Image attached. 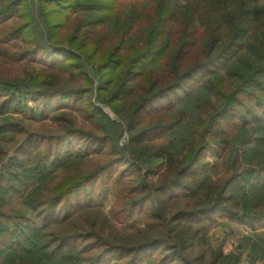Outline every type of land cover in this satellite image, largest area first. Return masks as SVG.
Masks as SVG:
<instances>
[{"label": "trees", "instance_id": "obj_1", "mask_svg": "<svg viewBox=\"0 0 264 264\" xmlns=\"http://www.w3.org/2000/svg\"><path fill=\"white\" fill-rule=\"evenodd\" d=\"M30 1L0 0V136L24 131L15 117L41 120L78 97L103 133L24 131L14 151L0 149V200L32 181L26 201L33 200L58 169L74 168L46 198L34 199L38 225L13 228L14 247L5 251L16 264H70L79 234L52 233L50 226L72 207L99 205L108 191L128 196L119 210L125 215L144 206L152 235L96 246L84 264H203L189 256L202 228L191 221L214 214L247 225L264 219V0H33V7ZM16 13L20 18L7 24ZM66 55L73 62L48 60ZM13 64L15 75L7 72ZM65 68L80 77L77 85L67 87L71 82L49 72ZM92 89L97 104L83 98ZM191 104L197 110L185 122ZM124 132L127 143L120 145ZM71 138L80 142L75 152L63 145ZM104 143L107 151H99ZM31 151L32 158L25 156ZM92 153H102V161L76 171ZM120 162L132 167L131 185L117 176L110 188L102 186ZM237 261L229 254L218 264Z\"/></svg>", "mask_w": 264, "mask_h": 264}, {"label": "rangeland", "instance_id": "obj_2", "mask_svg": "<svg viewBox=\"0 0 264 264\" xmlns=\"http://www.w3.org/2000/svg\"><path fill=\"white\" fill-rule=\"evenodd\" d=\"M31 1L30 4L33 7V2ZM186 1L187 0H179V4L185 5ZM19 18L20 15L16 13L12 17L8 18L7 24H13ZM36 27L40 36H42L44 32L43 24L38 18H36ZM66 56L67 57L55 56L48 60H54L56 63L63 62L61 66L73 62L74 59L72 56ZM13 65L14 67H12L11 71L7 72L15 75L17 70L15 69V64ZM42 65L45 67L43 62ZM38 66L39 64H36V68H39ZM17 68L20 69L18 64ZM45 70L48 71V69ZM85 71L88 74L93 75V69L89 66L85 68ZM49 72L52 73V76L56 75L57 77L66 79L67 82H71L65 85L67 87L75 86L77 85V82H80V77L75 78V76L67 68H65L63 72L50 70ZM92 92L93 93L83 98H88L92 103L97 104L94 99L95 90L93 91L92 89ZM80 100H82V97H78L75 103L71 101L66 103L71 106L65 105L62 109L55 112L49 111L41 120H36L24 115H20L15 118L19 120V123L24 131H32L40 134H60L59 136H62V133H65V129L67 128L70 130L75 128L83 132H91L93 134L97 132L103 133L101 131L102 126L92 122L85 109L82 110L78 106ZM161 101L164 102L165 100L162 99ZM101 107L106 116L115 121L116 118L110 108L107 106ZM196 110L197 109L195 105L193 106V104L187 107L189 118L186 119L185 122H188V120L191 119L192 112ZM204 110L207 112L206 107ZM67 119L71 120L70 125ZM24 131L18 134L7 132L6 134L1 135L0 149H2V151L5 150V152L10 150L14 151L18 143L23 138ZM182 132L183 130L180 129V136L184 135ZM117 142L120 145L126 144L127 134L124 132L120 135ZM181 144L183 145V143ZM63 145L65 147H70L71 151L75 152V150L79 148L80 142L77 139L71 138L70 140H66ZM41 146H44L43 142L40 143L39 148ZM107 149L108 144L105 145L104 143L101 145L99 151H107ZM3 153L4 152H0V160L4 158ZM33 154L34 152L31 151L25 156L32 158ZM102 156V153L88 154L82 160L77 161L78 164L75 165V170L82 172L92 168L98 162L102 161ZM206 157L207 160L211 162L213 161V158L210 157V155H206ZM70 167L72 166L58 169V171L48 178L46 183L40 187L42 194L37 193L34 199L37 196L38 200L46 198L48 194L51 193L53 185H55V183L58 184L62 178L66 176V174H70ZM118 171L121 172V175H118ZM131 174L132 167H127L124 163L120 162L115 169L111 170L109 175L106 177V179H108L107 182H103L102 186L106 185L110 188L113 178L117 176L119 180L128 181L130 180ZM149 178L156 179V175H151ZM128 182L131 185V182ZM35 184L36 182L32 181L20 186L18 189H10L2 200H0V264L17 263V261L9 256L5 251V247H14L16 235L18 234L12 232L15 225L17 223L22 225H26L27 223H34L38 225L40 223L39 219L36 217L37 209L32 208L34 199L32 200L29 198V200L26 201L28 196L33 192ZM123 191L126 192L127 187H125ZM127 198L128 196H121L114 191H108L99 205H91L86 208L74 209V207L71 206V200L74 202V194L70 196L69 205L72 208L69 211V215H67L65 219L54 222L49 229L52 233L66 231L79 234L77 240L75 241L76 254H67L70 259V264H84L88 256L92 255L96 246H100L99 248H101L107 244H135L137 242H142L146 238H150L152 232L146 228V221L143 214L145 209L144 206H142L139 210L135 209L130 215H125V213L119 211L124 207L121 204H124ZM149 213L151 214V210H149ZM191 222L192 228L202 227L199 231V238L194 242L192 250L189 253L190 257H197V262L201 261L203 264H206L207 260L211 258L217 260L216 264H218V261H220L222 257L230 254L238 257L236 264H249L253 253H255L257 254V257L253 264H264V219L253 223V225H247L237 221L236 219H230L226 215L214 214L211 219L205 218L201 222L197 220ZM34 224H31L30 227H33ZM19 237L22 238L21 235ZM102 240L107 243L103 244ZM100 241L101 243H98ZM153 252L154 251H151L149 254L151 255ZM76 255L82 257L83 260L76 259ZM114 262V260H109L104 264H120V262Z\"/></svg>", "mask_w": 264, "mask_h": 264}]
</instances>
